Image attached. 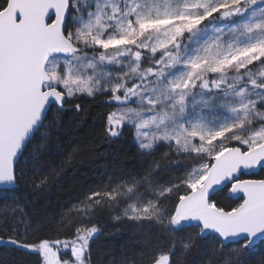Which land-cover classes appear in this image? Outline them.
Returning <instances> with one entry per match:
<instances>
[{
    "label": "snow or ice",
    "instance_id": "1",
    "mask_svg": "<svg viewBox=\"0 0 264 264\" xmlns=\"http://www.w3.org/2000/svg\"><path fill=\"white\" fill-rule=\"evenodd\" d=\"M0 264H264V0H0Z\"/></svg>",
    "mask_w": 264,
    "mask_h": 264
},
{
    "label": "trees",
    "instance_id": "2",
    "mask_svg": "<svg viewBox=\"0 0 264 264\" xmlns=\"http://www.w3.org/2000/svg\"><path fill=\"white\" fill-rule=\"evenodd\" d=\"M100 108H93V112H99ZM93 133V126L91 123L86 125L81 131L80 129H73L72 135L76 139H82L85 142H89V137ZM117 149H119L120 154H123V152L128 150V145H118L116 146ZM117 155V152L113 148H108L106 146H100L96 152L93 153H86L85 159L83 163L76 165V171L74 179H85L89 183L93 181H98L102 178L103 174L110 172L112 169L110 167L111 163L114 161L115 156ZM105 165H109V167H105ZM72 181L70 180L69 183ZM70 192H66L62 199H66L68 195H70ZM57 201L53 200V204H55ZM124 239L123 235H117L115 236L110 242L113 246H119V242H121ZM109 241H102V243H108Z\"/></svg>",
    "mask_w": 264,
    "mask_h": 264
}]
</instances>
